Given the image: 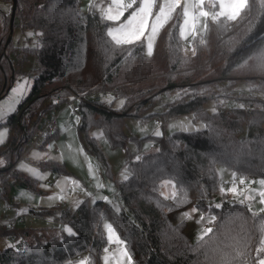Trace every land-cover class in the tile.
<instances>
[{
    "label": "trees",
    "instance_id": "16d2710c",
    "mask_svg": "<svg viewBox=\"0 0 264 264\" xmlns=\"http://www.w3.org/2000/svg\"><path fill=\"white\" fill-rule=\"evenodd\" d=\"M3 1L8 7L0 8V96L24 75L23 66L31 54L36 74L16 109L0 120L8 132L0 143L4 160L0 168L21 158L37 132L43 109L64 105L81 92L103 90L113 98L82 102L75 128L82 146L94 155L107 178L115 175L91 128L100 127L111 146L123 147L128 179H118L121 206L97 199L83 201L74 209L31 208L34 215L60 214L62 224L0 228V236L22 241L19 247L0 249V264H72L83 258L87 264H101L108 246L105 219L126 242L132 264H256L264 214L226 200L219 208L208 201L219 198L221 166L232 169L237 179L264 178V0H248L237 20L208 19L205 33L193 37L188 53L180 33L182 10L175 9L162 25L151 56L145 40L116 45L108 29L118 21H108L93 7L84 11L80 0ZM213 3L217 8V0ZM11 28L13 33L16 28L33 30L36 44L14 45L13 34L9 41ZM163 95L170 96L165 111L149 112ZM186 114L202 120L204 127L143 137L125 129L129 117L161 121L159 116L172 119ZM58 131L57 127L46 136L42 148L58 137ZM144 140L158 148L137 160L128 142ZM39 165L71 174L52 159ZM168 181L176 188L172 197L162 191ZM14 184L36 190L37 180L17 166L10 186ZM7 192L3 193L6 202ZM189 206L215 216L213 231L198 240L188 234L185 220L171 219L173 210ZM64 225L78 235L68 236Z\"/></svg>",
    "mask_w": 264,
    "mask_h": 264
},
{
    "label": "rangeland",
    "instance_id": "374dc122",
    "mask_svg": "<svg viewBox=\"0 0 264 264\" xmlns=\"http://www.w3.org/2000/svg\"><path fill=\"white\" fill-rule=\"evenodd\" d=\"M128 2H130V0H125V3ZM111 3L112 0H80L81 8L84 11H89L91 7H93L96 12L103 15H105L108 6ZM164 3L165 0H163L162 7L164 6ZM206 3L209 7H206ZM139 5L140 0L137 1L132 9H128V14L124 13L118 21V25L115 27H118L120 23H123L131 11ZM7 7L8 4L5 1L0 0V8L7 10ZM185 7L188 8L187 16L184 12ZM113 8L115 9V6H113ZM175 9L182 10V25L180 33L184 41V49L187 53L192 51L193 37L195 35L202 36L205 33L207 20H212L213 15L221 11L219 0H217V8H214L213 0H204L203 5L199 4V0H181L180 5ZM173 11L168 13V17ZM201 11L207 12L208 16H201ZM113 14H115V12ZM239 16L235 20H237ZM167 19L161 20L160 26L157 29V34L153 37V50L158 33ZM186 19L188 20L187 24L184 23ZM153 22H155V18L150 17L149 25ZM29 33H32L33 35L29 36ZM148 34L149 33L146 32L145 37L142 38V40H145L146 45V37ZM187 41L189 44H187ZM36 42L37 34L33 30L26 29L22 31L20 28L15 29L13 33L14 45H34ZM35 67L36 59L35 56L31 54L23 66L24 75L17 77L10 85L6 95L0 99V120H4L14 109H16L21 99L30 91L32 76L36 74ZM242 88L244 92H248V88ZM105 97L104 100H111L113 98L109 93L105 95ZM169 99L170 96L163 95L161 99L155 102L149 112L165 111V103ZM120 103V100L116 101V105H119ZM211 105L212 104H210V107H212ZM71 112L72 106L64 104L58 121V137L50 140L46 144V147L42 149L31 150L27 157L22 158L18 163V168L23 171L26 176L37 180L36 190L23 187L20 184H14L10 190L11 195H14L15 197L14 203L18 204V208H16L13 213H16V211L25 213V222L19 223V228H43L56 227V225H59L53 222L52 215H34L30 213L29 210L31 208H55L57 201L61 199H64L67 202V206L72 209L76 208L81 202L86 200L94 202L97 199H103L107 202L113 203L112 187L107 183V176L100 172L94 155L87 152L82 146L78 135V129L72 126H77L79 124V116L73 117ZM155 118L156 117H152L141 120L135 117H129L125 129L130 135L133 134L137 137H143L149 134L157 135L158 132L160 135H165L178 130L191 131L204 127V122L202 120H193L191 114L182 115L172 119H166L159 116L162 122L161 124H156ZM5 129V126H0V133H4L3 137H0L3 142L8 137V132H5ZM90 133L97 138L110 163L111 171L115 177L119 175V178L123 179L125 175L127 176V155L125 149L123 147L111 146L103 130L98 126L92 127ZM153 144L154 143L150 140H144L140 144H137L134 141H129L128 147L130 152L134 153V157L137 158V156H140V153L148 152ZM50 145L51 147H49ZM47 159L62 163L71 174H58L50 169L42 168L39 165V162ZM0 162H3L0 165L4 164V160L1 158ZM218 172L220 178V190H222V182L230 181L232 183L230 188L236 187L237 189L236 193L229 190L226 192L230 198L239 202H246L251 211L264 214V211H261V209L264 208V203H261V201L264 200V196L260 195L261 193H264V184L260 183L264 178L257 177L255 180L243 178L237 179L232 169L223 166L219 167ZM241 180H243V183H241ZM167 184L173 183L170 181L166 182L162 191L165 196L170 197V189L167 187ZM89 196L93 197L89 198ZM218 200H221V198H217V201ZM5 204L6 201L4 199L0 200V212L4 211L6 207ZM189 212V208H177L171 212V219L174 222L185 220L188 234L193 240H198L204 235L202 232L204 225L211 228L213 227L214 221H211V217L213 216L205 214L200 210L191 216L186 215ZM201 217H203V220H201ZM109 223L112 224L110 220L105 219L103 221V229L107 237L108 245H113L115 248L110 251H105L106 248L104 249L101 264H126L125 256L122 254L124 245L115 242V237L113 241H109L108 239V230L105 228V224ZM63 227L66 228L69 226L64 225ZM113 228L115 229L114 226ZM116 235L121 239L117 231ZM20 244L21 241L19 239L10 235L0 236V249L8 246L19 247ZM81 260L86 259H79L72 264H78Z\"/></svg>",
    "mask_w": 264,
    "mask_h": 264
},
{
    "label": "snow or ice",
    "instance_id": "6c2138e0",
    "mask_svg": "<svg viewBox=\"0 0 264 264\" xmlns=\"http://www.w3.org/2000/svg\"><path fill=\"white\" fill-rule=\"evenodd\" d=\"M137 0H130V2L125 3V0H112V3L108 6L107 11L105 12V18L108 21H119L121 17L124 15L125 11L128 9H132L134 5H136ZM181 3V0H165L164 6L159 9V13L155 17V22H153L151 25H149V18L152 16V9L154 5V0H140V5L136 7L127 19L120 23L118 27L115 28H109L108 29V35L115 41L116 45H131L134 43L141 42L142 38L145 37V33L148 32L149 34L146 37L147 40V55L151 56L153 55V37L157 34V29L160 26V22L162 19H167L168 13L173 11L176 7H178ZM204 0H199V4L203 5ZM248 0H219V4L221 7V11L213 16V19H217L219 16H228V19L235 20L241 13V11L244 9V7L247 5ZM115 6V9L113 8ZM227 10V11H226ZM115 12V14H113ZM185 15H188V8L185 7L184 9ZM201 16H208L207 12L201 11ZM185 24L188 23V20L186 19L184 21ZM29 36L33 35L32 33L28 34ZM183 35V30H182ZM195 54V53H193ZM241 107H243L241 105ZM187 130V129H186ZM198 130V129H195ZM7 129H5V132ZM4 133H0V137H3ZM157 135H160L158 132ZM3 140L0 139V143H2ZM51 147V145L49 146ZM137 160L140 159L139 156L136 158ZM3 162H0L2 164ZM128 177L125 175L124 180H127ZM241 183H243V180H241ZM261 184H264V180L260 181ZM229 191L236 193L237 189L236 187H232L228 189ZM261 196H264V193L260 194ZM243 203V201H241ZM261 203H264V200L261 201ZM217 208L221 207V205L217 204ZM197 209L193 208L190 210L189 213L186 215H193L197 213ZM261 211H264V208L261 209ZM201 220H203V217H201ZM215 220V216L211 217V221ZM105 228L108 230V239L109 241H113L115 237V242H118L121 245H124V250L122 254L125 256L126 264H131L132 257L130 253L127 251L126 242L122 239H119V237L116 235V230L113 228L112 224H105ZM68 236L75 237L78 234L73 231L71 227H66L63 229ZM213 229L211 227L205 228L202 230L204 235H207L208 233H211ZM107 251V249H105ZM256 256H255V262L256 264H264V240L260 241V246L256 248ZM78 264H87L86 260H81L78 262Z\"/></svg>",
    "mask_w": 264,
    "mask_h": 264
},
{
    "label": "built area",
    "instance_id": "2783aa9c",
    "mask_svg": "<svg viewBox=\"0 0 264 264\" xmlns=\"http://www.w3.org/2000/svg\"><path fill=\"white\" fill-rule=\"evenodd\" d=\"M162 5H163V0H154L151 18L156 17ZM187 44H189L188 41H187ZM108 93L109 92L103 91V90H92L89 92H81V93L74 95L66 104L72 106L71 115L75 117L78 115L82 102H85V101L97 102L99 100H104L106 98L105 95H107ZM62 106L63 105H59L55 109H50V108L43 109L38 116L37 132L33 135L29 143L26 145L21 158L10 166L0 168V200L4 199L3 193L5 190L8 189V192H7L8 199L5 204L6 207L4 211L0 212V228L4 230L15 229L19 227L18 226L19 223L25 222L24 212L16 211V213H13L16 210V208H18V206L14 205L15 197L14 195H11V192H10L12 188L10 185L13 183L14 172L18 166V163L22 158L27 157V155L30 153L31 150L42 149V145H43V142L46 136L52 134L55 131V129L58 127V121H59L60 113L62 111ZM155 123L161 124L162 122L156 119ZM72 126L76 127V125H72ZM157 148H158V145L153 144L149 151L155 150ZM118 179H119V175H117L115 178H107V183L110 184L112 187L113 203L121 206L124 201H123V195L121 192V186L118 182ZM251 179L255 180L256 178L252 177ZM231 186H232V183L230 181H227L224 183L222 182L221 184L222 190H220V194H219V198H221V200L208 201V204L221 205L224 202V200H226V202L232 205L239 204L242 206H248L246 202L241 203L233 198H230L228 195L227 196L224 195V193H226ZM92 197L93 196H89V198H92ZM55 208L57 210H65L68 208L67 202L64 199H61L57 201ZM259 214H262V213H259ZM52 220L53 222L57 224H62V216L60 214L53 216ZM203 227L207 228L206 225H204ZM21 245H22V241H21L20 246ZM114 248L115 246L113 245H108L106 247V249L109 251L113 250Z\"/></svg>",
    "mask_w": 264,
    "mask_h": 264
},
{
    "label": "crops",
    "instance_id": "0c3cea01",
    "mask_svg": "<svg viewBox=\"0 0 264 264\" xmlns=\"http://www.w3.org/2000/svg\"><path fill=\"white\" fill-rule=\"evenodd\" d=\"M155 18V17H154ZM167 187H169V191H170V197H172L174 194H175V191H176V188H175V185L174 184H167ZM187 208H189V210H191V209H193V208H195L194 206H189V207H187ZM204 228V227H203ZM205 229V228H204Z\"/></svg>",
    "mask_w": 264,
    "mask_h": 264
},
{
    "label": "water",
    "instance_id": "95a60500",
    "mask_svg": "<svg viewBox=\"0 0 264 264\" xmlns=\"http://www.w3.org/2000/svg\"><path fill=\"white\" fill-rule=\"evenodd\" d=\"M14 8H15V2H14ZM14 20V14L12 16V22ZM12 34H13V28H11V34H10V37H9V41L12 39ZM14 76V75H13ZM2 98V96H0V99Z\"/></svg>",
    "mask_w": 264,
    "mask_h": 264
}]
</instances>
